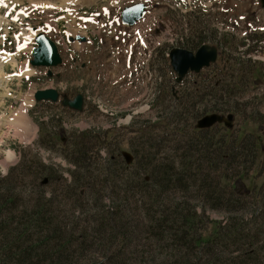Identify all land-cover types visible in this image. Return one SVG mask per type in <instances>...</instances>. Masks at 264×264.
I'll return each instance as SVG.
<instances>
[{
	"label": "rangeland",
	"instance_id": "rangeland-1",
	"mask_svg": "<svg viewBox=\"0 0 264 264\" xmlns=\"http://www.w3.org/2000/svg\"><path fill=\"white\" fill-rule=\"evenodd\" d=\"M137 2L147 4L146 14L133 26L123 24L122 9ZM34 26L56 42L62 56L60 65L31 64L32 50L37 45ZM186 41L194 51L204 43L219 48L216 62L198 75L184 79L183 87H187L184 91L194 90L198 100L197 108L190 114L211 110L215 100L219 104L228 103L224 106L225 114H234V126L225 129L223 124H217L215 139L227 133L229 139L240 141L252 134L257 138L258 158L254 164L250 161L247 168L239 166L237 174L235 170L228 173V180L222 181L228 187L235 186V191L247 201L240 211L212 209L203 197H185L187 193L182 191L166 193L161 205L169 207L173 202L188 199L193 205L205 208V221L200 224V232L206 229L204 239L213 238L229 216H248L255 211L260 214L261 206L254 203V190L264 187V8L260 0H0V70L4 72L0 75V178L7 176L26 155V167L17 170L13 179L20 205L27 206L44 193L46 197L64 194L69 198L68 205H59L57 212L76 237L81 226L86 225L85 219L92 220L94 213H102L92 206L104 203L97 196L101 185L109 186L116 205L125 195L123 188L119 189L120 184H114L128 180L137 194L127 201L131 205L140 204L144 194L139 191L138 178L144 175L143 165L152 159L147 148L149 139L157 136L155 163L181 153L171 140L174 138L176 143L180 136L165 125L168 121L163 116L182 95V88L176 86L174 91L170 88L177 75L168 53L173 47L184 48ZM226 74L231 82L237 83L231 96L226 90L217 93L208 87H213L216 79L219 85H224ZM46 88L60 92L57 102L35 101L34 93ZM78 94L84 96L79 110L68 105ZM219 94L223 97L216 99ZM19 117L23 118V125L14 124ZM50 118L54 120L47 130L54 145L48 142V137L42 139L40 135V123ZM198 118H188L184 113L180 124L185 126L182 130L189 132L186 137L195 136L193 127ZM85 130L94 131L99 139L87 154L92 174L97 176L100 168L109 164L117 171V177L99 184L101 175L98 176L95 186L79 205L74 192L66 190L73 180L71 171L75 165L71 161L72 150L67 151L62 143L65 139L71 147L72 134ZM89 141L90 137L88 144ZM82 156L85 157L80 154L79 159ZM37 158L54 166V178L44 187L39 186L43 177L39 175L38 165L32 162ZM246 159V156L235 157V162H226L220 171L229 166L237 169ZM261 192L264 195V189ZM105 204L107 207L113 204L112 199L106 197ZM76 207L80 208V214L71 210ZM67 210L72 213H66ZM97 224L88 231H94ZM146 224L144 218L141 229ZM138 237L132 247L133 261L151 249L160 255L168 252L164 240L154 244L142 232ZM120 246L116 241L114 250ZM82 247L83 261L92 264L91 253L97 264L105 261L102 243L89 246L87 242ZM73 250L74 247L69 252ZM80 252L81 248L76 255ZM226 253L223 258L227 255L229 258V252Z\"/></svg>",
	"mask_w": 264,
	"mask_h": 264
},
{
	"label": "trees",
	"instance_id": "trees-1",
	"mask_svg": "<svg viewBox=\"0 0 264 264\" xmlns=\"http://www.w3.org/2000/svg\"><path fill=\"white\" fill-rule=\"evenodd\" d=\"M184 47L191 49L188 41ZM226 76L224 85L214 84L213 87L211 85L208 87L217 90V93L226 90L231 96V93L235 92L234 87L237 83L231 82L228 74ZM174 85L182 88V95L176 98L178 103L175 102V106L163 116V119L168 121L167 124L164 123L165 125L172 127L179 134L180 138L176 143L174 138L171 140L175 149L180 150L181 153H178V157L172 154L171 158L164 157L165 161L155 163L153 156L158 153L157 136L149 139L147 148L152 159H148L143 165L144 175L138 178L139 191L144 194V202L141 198L140 204L128 203V198L137 194L128 180L114 184V186L120 184L119 189L122 187L125 195L118 199L122 201L116 205L115 197L109 192L110 189L108 191L109 186L101 185L97 196L104 203H93L92 206L102 213H94L92 220L85 219L86 225L81 226L75 237L74 233L68 230L69 223L61 221L57 212L60 209L59 205H68L69 198L64 194L62 197L58 195L46 197L44 193L37 199L29 201L27 206L20 205L19 195L14 191L17 183H14L13 179L15 172L27 165L26 155H23L20 164L11 168L7 176L0 178V264H90L89 261H83L85 257L82 246L87 242L89 246L95 242L104 245L102 252L106 255L105 261L100 264H137V260L140 259L143 262L138 264H264V195L261 192L263 186L260 191L254 190L256 199L254 203L261 206V213L255 211L248 216L242 214L237 218L227 217V223L220 226L213 238H203L206 229L200 232V224L205 221L203 215L205 208L193 205L188 199L179 203L173 202L169 207L161 205L166 193L182 191L187 193L184 194L185 197L188 195L203 197L212 209L226 212L240 211L247 201L235 191V186L228 187L222 184V181L228 180V173L235 170L237 174L239 166L247 168L250 161L254 164L258 158L257 138L252 134L240 141L237 138L232 140V137L229 139L227 133H222L218 139H215L214 135H217V132L214 128L200 130L194 126L195 136L186 137L189 132L182 130L185 126L180 124V120L184 121V113L188 118H192L201 117L208 110L225 112L224 106H228V103L219 104L215 100L211 110L206 107L207 109L200 113H192L198 104L197 95L194 94L196 92L193 90V93L191 90L187 93L184 91L187 89L183 87L184 84L175 83L170 87L172 91ZM216 96V99L223 97L220 94ZM53 120L50 118L49 121L40 123V135L42 139L48 137V142L54 145L50 137L51 133L47 130ZM53 136L57 137V135ZM63 139L61 135V140ZM71 139V147L65 140L64 144L62 143L67 151L72 150L70 156H74L71 161L75 165L71 171L73 180L66 185V190L74 192L75 201L81 205L80 202L88 191L95 186L98 176L101 175L99 184L104 183L111 179L115 180L117 171L109 164L100 168L97 176L90 171L87 154L93 151L99 141L94 131L74 132ZM180 144L182 145L178 147ZM80 154L85 157L79 159ZM239 156L247 157L244 165H238L237 169L229 166L224 171H220L226 162H235V157L237 159ZM110 161L113 163V160ZM32 162L38 165L39 175L43 177L39 186L44 187L54 178V166L42 163L38 158ZM45 179L46 183H43ZM106 197L111 198L114 205L107 207ZM71 210L75 214H80L79 207ZM66 213L72 212L67 210ZM140 215L147 222L142 229L140 223L143 219ZM96 223L98 224L94 227V231L89 232L88 228L92 229ZM65 224H68V227ZM140 232L147 233L148 239L154 244L164 240L168 252L160 255L151 249L146 254L141 253V257L136 256L133 261L132 247L139 238ZM116 241L121 244L118 250H114ZM73 247L74 250L70 253ZM80 248L81 252L76 255ZM226 252H229V258L228 255L223 258ZM91 254L92 264H97L94 253Z\"/></svg>",
	"mask_w": 264,
	"mask_h": 264
},
{
	"label": "water",
	"instance_id": "water-1",
	"mask_svg": "<svg viewBox=\"0 0 264 264\" xmlns=\"http://www.w3.org/2000/svg\"><path fill=\"white\" fill-rule=\"evenodd\" d=\"M264 7V0H261ZM147 5L144 2H137L129 6H125L121 11V20L124 24L133 26L146 13ZM37 31V27H34ZM37 46L33 48V59L31 63L34 66H58L62 63V57L59 53L57 44L45 33L39 31L35 38ZM218 56V48L214 45L203 44L196 52L174 47L169 52L170 63L173 70L177 74V82L180 83L189 72H200L204 67H207L211 62H215ZM60 93L55 88L39 89L35 92L34 98L36 101H51L57 102ZM84 104V96L78 94L74 100L69 101L68 105L74 109H81ZM217 123H224L225 126L231 128L234 125V115L220 113H210L197 121L196 127L199 129L210 128ZM128 159V158H127ZM46 182V180L44 181Z\"/></svg>",
	"mask_w": 264,
	"mask_h": 264
},
{
	"label": "bare ground",
	"instance_id": "bare-ground-1",
	"mask_svg": "<svg viewBox=\"0 0 264 264\" xmlns=\"http://www.w3.org/2000/svg\"><path fill=\"white\" fill-rule=\"evenodd\" d=\"M7 3V2H5ZM2 5V4H1ZM34 33V32H33ZM35 34V33H34ZM4 72L2 70H0V75H2ZM18 74V73H17ZM18 76V75H17ZM1 119V118H0ZM23 118L22 117H19L16 122H14V124L16 125H23L24 124V121L22 120Z\"/></svg>",
	"mask_w": 264,
	"mask_h": 264
}]
</instances>
